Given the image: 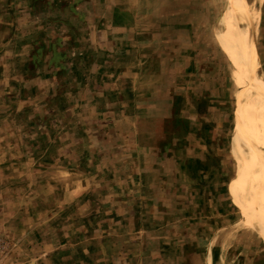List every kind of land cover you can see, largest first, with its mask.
<instances>
[{"label":"crops","instance_id":"obj_1","mask_svg":"<svg viewBox=\"0 0 264 264\" xmlns=\"http://www.w3.org/2000/svg\"><path fill=\"white\" fill-rule=\"evenodd\" d=\"M8 5L12 15L10 20L4 17ZM8 5L4 4L3 10V3H0V26H9L12 33L5 40L0 38L1 43L15 41L19 27H35V22L29 20L32 26L26 22L28 19L23 20V25L17 6ZM116 10L129 11L132 7L114 3L102 15L104 19L86 20V41L94 48L106 49L101 57L97 53L91 55L89 72H83L97 76L98 82L91 83L90 87L83 83L74 88V92L88 89L90 94H73L61 114L46 115L40 120L42 130L27 136L33 141L44 138L45 144L49 145L52 139H61L65 132L61 133V130L57 136L49 128L58 122L63 128V124L73 117L81 123L78 131L82 136L78 139L86 135L101 140L100 146L84 149H72L58 142L53 153L54 162L41 167L34 162L27 164L32 170L48 172V177L37 185H53L60 189L56 206L42 211L37 219L55 221L58 214L59 223H71L38 227V221H35L25 229L9 228L7 223L15 210L7 212L3 204L16 202L19 193L16 190L0 191V232L16 237V241L25 235L27 239V247L20 257L10 263L3 258L0 264H208L209 251L212 252L211 264H226L223 247L216 244L217 238L212 231L216 234L222 228L234 203L228 192L237 168L230 152L237 92L232 72L197 85L195 78L189 76L186 89L178 93L171 84L156 83L153 100L143 97V92L138 94V99L133 93L132 99L130 91L135 89V76L140 85L143 76L163 74V61L153 62V54L151 56L146 49V39L139 31H135L139 34L132 32L137 20L125 14L118 18L112 13ZM28 18H31L29 14ZM74 24L75 27L81 25ZM29 32L27 30L22 42L35 44L36 37ZM68 37L50 33L45 36L47 49L43 52L36 50L34 45L26 48L29 51L25 57L29 60L26 72L22 82L15 84V96L23 99V106H30L40 92L48 91L50 96L57 90L56 85L41 88L33 81L41 74L42 60H46L44 64L49 68L43 74L48 80H55V74L64 67L61 44L70 41ZM76 40L80 41L78 36ZM54 43H59V47L49 46ZM3 52H10V57L14 55L11 47ZM76 52L82 54L83 51L76 49ZM157 57L161 58L156 55L155 60ZM192 69L194 67L188 65L185 75H194ZM208 73L210 75V69L203 75ZM3 74L0 69V76ZM103 76L114 80L122 76L121 82L118 81L120 86L109 89L117 92L126 89V97L122 94L119 102L111 98L108 86L101 82ZM231 84L234 86L232 93ZM21 91L26 95L21 97ZM132 102L139 111L136 115L130 110ZM229 103L233 106L231 110ZM49 105L46 103L44 107ZM16 109L19 111V107ZM86 109L91 112L89 116L81 114ZM77 110L80 111L77 113ZM147 115L157 124L153 132L137 130L139 118ZM27 121L34 123V118L28 116ZM95 123L100 127L107 126V130L104 129L101 135L97 132L99 129L90 134L87 127L82 126L94 128ZM116 124H122L118 132L114 129ZM77 133L73 132V136ZM33 153L31 149L26 150V156ZM102 155L118 161L104 163L99 160ZM228 157L232 163L228 162ZM97 158L98 162L95 161ZM85 159L91 162L85 163ZM23 167L26 166L23 164ZM56 172L62 174L52 180ZM70 173L76 177H67ZM72 203L74 216L67 210ZM177 235L182 237L179 239ZM200 240L204 243L198 242Z\"/></svg>","mask_w":264,"mask_h":264},{"label":"rangeland","instance_id":"obj_2","mask_svg":"<svg viewBox=\"0 0 264 264\" xmlns=\"http://www.w3.org/2000/svg\"><path fill=\"white\" fill-rule=\"evenodd\" d=\"M228 2L229 0H0V3H3V10L4 4L11 3L17 6L20 20L28 19L27 23L30 22L29 20L35 22L34 28L19 27V35L13 39L15 41L0 42V69L4 73L0 76V191L16 190V193H19L16 202L3 204L6 208L4 210L7 212L15 210L12 219L7 223L9 228L25 229L35 221H38L36 224L38 227H59L71 223H59L58 214L54 217L55 221L37 219L38 214L51 209V205L57 203L60 189L53 185L45 187L37 185L38 183L42 184L43 179L48 177V172L46 170L44 172L42 169L32 170L27 168V164L34 162L41 167L54 162L55 155L53 153L56 152L58 142H63L72 149H81L82 147L84 149L92 148L94 145L100 146L101 140H98V137L86 136L85 132V136L78 139V136H82L81 131H78L81 123L78 118L74 119L73 117L63 124V128L59 122L49 128L57 136L59 131L63 130L61 133L65 131L64 135H61V139H52L49 145L45 144L44 138L39 137L33 141L27 136L42 130L40 120L46 115L61 114L64 105L72 99L73 94L76 96L90 94L88 89L74 92V88L78 84L86 83L87 87H90L91 83L98 82L97 76L83 72H89L91 55L97 53L98 57H101L102 52L106 49L94 48L86 41L88 33V29L85 28L86 20L89 21L91 18L102 20L105 18L102 15L106 14L109 5L115 3L123 6L125 4L132 7V10L120 12L116 10L112 13L118 18L124 17L123 14H125L132 20L136 19L138 23L132 32L140 33L139 35H142L144 40L146 39V49L149 53L151 52V56L153 54V62L163 61V74L143 76L140 78V85L137 83L139 82L138 77L135 76L137 80L135 89L130 91L132 99L133 93L135 96L137 95L134 98L138 99V94L143 92V97L148 96V100L149 98L153 100L156 83L171 84L175 89L174 92L178 93L186 89L189 76L195 78L194 84L197 85L203 80H213L222 74L226 75L232 72V80L237 86V92L230 152L237 168L229 182L228 192L234 203L229 208L228 218L222 228L217 230L216 234H213V230L212 235L217 238L216 244L223 247L226 264H264V218L254 224L239 221L246 213L257 190L264 183V103L260 95L229 61L217 40ZM5 10L4 17L10 20L12 15L9 5ZM28 14L32 19L28 18ZM69 23L72 25L68 27ZM74 23L81 24L83 27L81 25L75 27ZM21 24L19 25L21 26ZM30 26H32L31 22ZM66 28H69L67 29L69 31ZM27 30L36 37L35 44L22 42L26 38ZM135 31H139V33ZM11 33L9 26H0V38L5 40ZM50 33L67 35L70 38V41L61 44V51H63L61 61L64 67L55 74L54 81L48 80V76L43 73L49 68L44 64L46 60H42V64L39 65L41 74L34 78L33 83L42 86L41 88L56 85L57 90L50 96L48 91L40 92L30 106H23V99L15 96V84L22 82L21 79L26 72L27 61H29L25 59L29 52L26 48L30 49L34 45L36 50L43 52L47 49L45 36ZM232 33L246 58L264 81V0H238ZM77 36L80 41L76 40ZM59 45V43H54L49 46L56 48ZM10 47L14 52L12 57H10V52H3L6 49L9 50ZM76 49L79 52L83 51L82 54H78ZM156 55L161 58L157 57L155 60L154 56ZM56 60L59 61L57 57ZM188 65L191 68L194 67V70L192 69L194 75H185ZM32 66L34 65L31 64ZM208 69H210V75L209 73L203 75L208 72ZM121 78L123 77H119L120 82ZM119 80L107 76H103L101 80L105 86H108L109 96L115 100L120 99L122 94L126 97V92H128L126 89L120 90V92L109 89L120 86ZM5 86H7L6 89ZM233 90L234 86L231 84V93ZM20 93L21 97L26 95V92L21 91ZM44 94L47 95L44 96ZM46 103L51 105L44 107ZM229 104L228 109L231 110L233 106L232 103ZM17 107H19V111H17ZM130 110L134 115L139 113L134 102H132ZM77 113L75 115H79ZM81 114L89 116L91 112L86 109ZM28 116L32 120L34 118V123L27 121ZM156 125L153 117L147 115L139 118L136 127L138 126L137 130H142V132H153ZM82 126H86L90 134L96 129H99L97 131L99 135L104 133V129L107 130V126L100 127L97 123L94 124V128L86 124ZM119 126L122 127V124H116L115 128L112 126L110 128H114L118 132L121 130ZM73 132L79 134L77 133L78 135H74V137ZM27 149H31L34 153L26 156ZM44 149H46L45 152ZM99 160L107 164L118 161L108 159V156L105 155L99 156ZM99 160L95 159L96 162ZM84 162L90 163L91 160L85 159ZM228 162L232 163L230 157H228ZM23 164L26 167L22 168ZM60 174L62 173L56 172V176L52 177V180L61 176ZM67 177L73 179L76 176L74 173H70L67 174ZM85 205L88 206V204ZM67 210L71 216H74L73 203L68 206ZM0 236L7 242V247L0 260L4 258L10 263L25 251L27 247L26 235L17 241L16 237L2 232H0ZM180 237L182 236H178L179 239ZM202 237L204 238V236ZM205 241L208 243V240ZM198 242L204 243L202 240Z\"/></svg>","mask_w":264,"mask_h":264},{"label":"bare ground","instance_id":"obj_3","mask_svg":"<svg viewBox=\"0 0 264 264\" xmlns=\"http://www.w3.org/2000/svg\"><path fill=\"white\" fill-rule=\"evenodd\" d=\"M237 2L238 0H229L226 11L223 15L222 25L217 34V40L226 53L229 61L243 76V78L254 88L258 95H260V98L264 103V81L250 64L232 33L233 19ZM262 218H264V183L257 190V193L251 200L246 213L241 219H239V221H246L254 224ZM208 253V264H211L212 252L209 251Z\"/></svg>","mask_w":264,"mask_h":264},{"label":"built area","instance_id":"obj_4","mask_svg":"<svg viewBox=\"0 0 264 264\" xmlns=\"http://www.w3.org/2000/svg\"><path fill=\"white\" fill-rule=\"evenodd\" d=\"M6 247H7L6 240L2 236H0V257L2 256V254L5 251Z\"/></svg>","mask_w":264,"mask_h":264}]
</instances>
